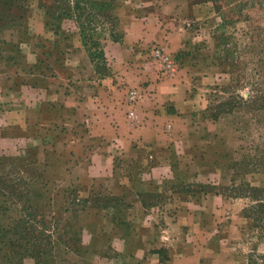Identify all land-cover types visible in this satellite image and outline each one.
Returning a JSON list of instances; mask_svg holds the SVG:
<instances>
[{
	"label": "rangeland",
	"instance_id": "rangeland-1",
	"mask_svg": "<svg viewBox=\"0 0 264 264\" xmlns=\"http://www.w3.org/2000/svg\"><path fill=\"white\" fill-rule=\"evenodd\" d=\"M143 9L158 13L166 22L164 30L152 43L135 47L143 57L132 56L130 50L117 70L112 62L124 52L119 11L127 12L126 22ZM175 19L183 34L178 50L169 39ZM79 44L97 83L108 91L117 86L112 89L119 91L114 115L127 123L137 119L129 116L128 93L136 88L143 96L148 84L136 85L133 77L143 75H153L158 82L182 81L199 126L218 119L216 130L227 154L222 156L221 187L230 198L223 216L237 220L241 212L248 264H264V0H0V185L6 189L5 197L0 193V264L16 262L9 245L16 243L15 225L21 217L26 219L17 227L26 237L23 264H38L34 252L52 246L56 258L43 264H87L85 219L94 201L82 191L83 182L71 179L72 162L65 150L70 142L61 147L62 140L73 136L85 140L87 130L71 131L61 98L54 100L55 92L70 87L64 77L76 75V64H82L80 56L72 63L68 58L77 54L71 49ZM156 49L170 55L173 69L153 56ZM117 73L123 80H116ZM29 99L42 109L41 116L35 112L31 117L38 127L24 132L15 117L12 133L7 125V118L14 116L10 111L25 107ZM40 138L59 140L62 156L49 150L44 161ZM83 143L77 147L81 162L90 155V146ZM38 186L41 198L34 199ZM22 195L30 204L23 203ZM78 226L83 231L76 238ZM62 237L75 240L74 246Z\"/></svg>",
	"mask_w": 264,
	"mask_h": 264
},
{
	"label": "crops",
	"instance_id": "crops-1",
	"mask_svg": "<svg viewBox=\"0 0 264 264\" xmlns=\"http://www.w3.org/2000/svg\"><path fill=\"white\" fill-rule=\"evenodd\" d=\"M121 11L118 27L124 52L112 62L117 70L126 63L130 50L132 56L143 57L135 47L157 40L166 23L147 9L134 11V19L125 22L129 17ZM174 21L169 39L178 50L183 34ZM71 50L77 54L72 52L68 61L80 56L82 64H76V75L64 77L70 87L55 92L54 100L61 98L71 131L87 130L83 144L90 146V155L85 162L79 160L77 148L82 139L73 136L61 145L70 142L71 148L65 150L72 162L71 179L83 182L82 191L94 201L85 219L87 264H248V234L241 228V212L237 220L223 216L230 198L221 187L222 156L227 154L216 130L219 122L201 127L193 121L191 97L178 78L158 82L153 75L152 79L143 75L133 77L136 85L148 84L137 119L127 123L114 115L119 91L112 89L117 86L108 91L97 83L81 44ZM119 74L116 80H123ZM30 102L10 111L14 116L10 114L7 125L12 133L15 117L20 118L24 132L38 127L31 117L35 112L41 116L42 109ZM58 141L40 142L44 161L49 150L57 158L62 156Z\"/></svg>",
	"mask_w": 264,
	"mask_h": 264
},
{
	"label": "trees",
	"instance_id": "trees-1",
	"mask_svg": "<svg viewBox=\"0 0 264 264\" xmlns=\"http://www.w3.org/2000/svg\"><path fill=\"white\" fill-rule=\"evenodd\" d=\"M214 120H218V119H214ZM5 191H6V189H4V188H2V186L0 185V193L5 197L6 195H5ZM40 191H41V189L39 188V186H38V188L34 191L35 192V194H34V199H36V198H41V196H40ZM22 197L23 198H25V200H24V202L23 203H25V204H30V202H31V199L29 198V197H27V195L26 196H24V195H22ZM41 220V219H40ZM25 221H26V219L25 218H23V217H21V219L16 223V225H15V235H16V238H17V240H16V243L15 242H12L10 245H9V247H10V249L12 250V252H13V255H16V262H13V263H11V264H23V261L25 260V256L23 255L24 254V252L26 251V249H24L23 251H22V244H23V241H24V239L26 238L25 236H23L22 235V233H19V230H17V227H18V225H23V224H25ZM77 224H78V222H77ZM78 230V231H77ZM77 233H76V231H75V237L76 238H79V236L81 237V232L83 231L82 230V228H80L79 226L77 227ZM50 238V237H49ZM62 238H64V240H67V242H68V244L69 245H71L72 247L74 246V242H75V240H71L70 238L69 239H67L66 237H62ZM62 238H61V241H62ZM60 240V239H59ZM53 244H55L56 245V243H53ZM45 246H48V245H44V246H41V245H38V249H40L41 247H45ZM71 246H66L67 247V249H70V250H72V247ZM56 246H52V247H50L49 249L47 248V250L46 251H44V250H38L37 252H34V255H32L33 256V258H35L36 260H37V262H38V264H43L45 261L46 262H48V261H50V262H53L54 261V258H56V254H54L53 252H52V250H54V248H55ZM10 251V250H9ZM22 251V252H21ZM56 251V250H55ZM73 251V250H72ZM57 253V252H56ZM18 261V262H17ZM55 264H56V262H55Z\"/></svg>",
	"mask_w": 264,
	"mask_h": 264
},
{
	"label": "built area",
	"instance_id": "built-area-1",
	"mask_svg": "<svg viewBox=\"0 0 264 264\" xmlns=\"http://www.w3.org/2000/svg\"><path fill=\"white\" fill-rule=\"evenodd\" d=\"M153 56L161 59L169 69H173L171 57L167 52L163 51V49H156V51L153 52ZM140 99L141 91L138 89L134 88L128 93V106L130 108L129 116L131 119L137 118V107L140 103Z\"/></svg>",
	"mask_w": 264,
	"mask_h": 264
}]
</instances>
